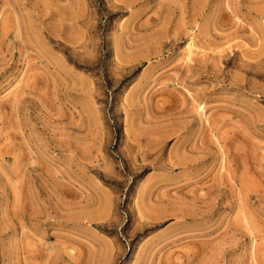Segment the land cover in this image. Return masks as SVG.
<instances>
[{"label":"rangeland","instance_id":"obj_1","mask_svg":"<svg viewBox=\"0 0 264 264\" xmlns=\"http://www.w3.org/2000/svg\"><path fill=\"white\" fill-rule=\"evenodd\" d=\"M0 264H264V0H0Z\"/></svg>","mask_w":264,"mask_h":264}]
</instances>
